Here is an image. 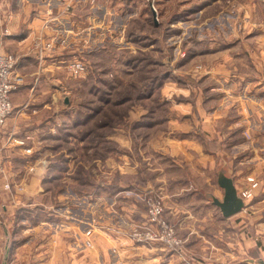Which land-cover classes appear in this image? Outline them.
I'll return each instance as SVG.
<instances>
[{"label":"rangeland","instance_id":"1","mask_svg":"<svg viewBox=\"0 0 264 264\" xmlns=\"http://www.w3.org/2000/svg\"><path fill=\"white\" fill-rule=\"evenodd\" d=\"M100 1L79 0L72 15L61 20L60 26L45 29L54 30V35H44L46 38L55 36L59 46L62 38L70 41L68 50L84 60L86 69L74 77L61 66L56 111H47L48 121L37 122L29 131L22 130L21 133L19 129L17 132L18 137H32L26 141L27 146L33 147L31 155L23 154L12 145L3 150L0 163L6 174L0 170V228L13 231L21 223L20 206L30 205L20 202L22 205L19 206L17 202L25 196L30 163L38 164L37 173L41 170L40 174L31 175L42 180L40 193L44 194L43 203L35 205V200L36 203L27 209L40 217L41 222H50L54 211L60 210L57 194L68 190L61 183L64 177L77 180L73 188L83 194L86 190H95L100 181L107 186L121 182L115 172L118 163L142 169L147 166L149 154L160 167L161 172L155 179L159 184L163 183V187L155 189L152 174L151 183H146L150 177L145 173L134 174L124 182H141V185L137 184L140 188L125 190L135 200L129 208L143 219L145 199L159 196L168 219L166 184L171 177H197L188 169L184 175L178 169L170 171V163H183V146L192 154H197L194 153L198 150L197 145L214 147L216 139L210 137L212 129L208 132L202 128L203 118L216 119L217 111H223L221 130L226 136H223L221 146L225 150H219L215 155L218 168L228 167L231 154L227 153L226 147L233 133L242 135L248 145L251 144L245 134L249 131L244 129L243 123L234 118L228 121L237 113L229 111V103L224 98L228 97L227 84L234 79L239 83H250L252 91L264 90L257 84L259 79L264 81L263 43L258 37L264 34L261 0H103V6ZM58 10L49 12L57 13ZM49 12H43V15ZM73 17L80 24V29L75 31L66 24V21L73 23V19L67 20ZM86 38L89 41L84 43ZM60 52L65 56L62 48ZM239 59L245 73L236 62ZM219 100L222 103L219 104ZM7 127L0 133V147L8 138ZM170 148L178 149L177 154H168ZM9 150L14 153L15 168L12 170H7L3 164ZM199 156L202 154H198L197 160H201ZM192 161H195L194 157ZM159 169L156 168V172ZM5 177L12 183L23 182L24 190L13 193L2 190ZM66 182L71 183L69 179ZM4 193L12 205L8 213L14 218L6 215ZM141 221L134 222L129 228H110L109 234L115 237L113 248L132 245L124 234ZM88 231L91 232L89 236ZM94 233L92 227L82 232L84 247L95 249ZM40 237L42 235L38 240ZM87 239L92 241V246L86 245ZM183 241L185 244L186 240ZM142 246L160 247L157 244ZM181 253L183 255V250ZM175 255L183 260L182 256Z\"/></svg>","mask_w":264,"mask_h":264},{"label":"crops","instance_id":"2","mask_svg":"<svg viewBox=\"0 0 264 264\" xmlns=\"http://www.w3.org/2000/svg\"><path fill=\"white\" fill-rule=\"evenodd\" d=\"M101 1L103 3L100 6H103L105 2ZM259 2L264 4V0ZM58 8V0H0V52L12 53L18 59L14 75L19 84L11 95L16 111L10 117L8 122L10 126L8 125L5 130L8 134L11 131L18 132L19 129L21 133L29 131L37 122L39 124L48 121L47 111H56L54 107H58L56 105L61 84L59 70L62 68L63 52L57 47L55 50L46 51L45 56L40 58L34 48L37 35L41 33L46 36L54 35L53 29L41 28L44 22L43 12H55ZM72 19L73 23L69 24V21H66L69 29L72 31L80 29L75 17L67 20ZM261 22H264V19ZM57 25L60 26L59 24L54 26ZM5 29L9 30L8 34L4 33ZM258 37L263 43L261 46L264 56V34L261 33ZM236 62L245 73V67L242 66L240 59ZM216 69L221 71L220 67ZM226 87L228 97L224 100L229 103V111L237 113L230 116L228 121L231 118L241 121L244 129L252 135L249 145L245 138L236 132L230 136L226 147L229 149L227 153L231 154L227 174L233 177L240 193L250 185L247 178L249 176L259 181V187L253 199L247 201L248 205L242 211L229 217L223 215L212 198L215 196L222 199L224 194L218 184L220 168L215 162L218 151L225 150L221 146L225 139L223 136H226L225 131L221 130L224 122L223 111H217L219 113L214 121L207 118V122L203 118L202 128L208 132L212 129L210 137L216 139L214 147L207 144L197 145L198 150L194 152L197 154H192L183 146V152L181 151L183 163H170L169 170L178 169L183 171L184 175V171L188 169L197 177L195 179L184 176L178 179L171 177L165 191L166 215L176 226L179 236L186 240L183 260L176 258V253L167 255L157 246L145 248L132 244L127 248L118 246L113 248L115 237L109 234L110 228H129L134 222L144 219L137 212L130 210L129 205L135 200L125 191L129 188L133 190L140 188L137 184L141 185V182H136L137 184L124 182L140 172V175L145 173L150 177L146 183H151L152 174L155 189L160 190L163 187V183L159 184L155 179V175L161 172L160 167L156 166L157 163L148 154L147 166L136 169L117 162L115 172L121 182L115 181L112 186H107L104 181H100L95 190L89 189L83 194H78L73 188L77 185V180L64 177L61 183L68 187V190L57 194L60 210L54 211V217L50 222L48 220L41 222L43 220L40 217L27 209L33 202L36 203L35 200L37 201L35 205L43 203L44 194L40 193L43 187L40 183L42 180L28 175L25 180V196L17 202L19 206L22 205L20 202H29L30 205L20 206L21 223L13 231L0 228V263L253 264L252 258L264 257V90L252 91L250 83H239L236 79L230 81ZM220 102L222 103V100H219V104ZM204 135L208 136V133ZM177 151L178 149L173 151L170 148L168 154L174 155ZM198 154H202V157L199 156L201 160H197ZM13 155L14 153L9 150L4 156L3 164L7 170L15 168ZM170 155H168L170 158H174ZM193 157L195 161H192ZM192 163L195 167H191ZM156 168L159 172H156ZM40 173L41 170L35 175ZM67 179L71 183H67ZM3 197L7 205L6 215L8 218L9 216L14 218L13 214L8 213L12 205L6 193ZM90 227L95 231V249L84 247L82 242V232ZM41 235L42 238L38 240ZM42 254L45 256L41 257ZM32 258H35L33 263Z\"/></svg>","mask_w":264,"mask_h":264},{"label":"built area","instance_id":"3","mask_svg":"<svg viewBox=\"0 0 264 264\" xmlns=\"http://www.w3.org/2000/svg\"><path fill=\"white\" fill-rule=\"evenodd\" d=\"M60 8L57 13L49 12L44 16L42 29H50L55 27L54 23L60 24L61 20L72 15V12L77 7L79 0H59ZM92 3L95 0H91ZM4 33H9L8 29L4 30ZM84 43L89 41L88 38L83 40ZM56 37L46 38L43 33L39 34L35 38V52L40 58L45 56L46 51L55 50L58 47L62 48L66 53L62 67L71 76L78 77L86 69V64L80 56L72 54L68 50V42L65 39L60 40V45L56 43ZM74 52V51H73ZM76 52V51H75ZM18 64V59L15 55L9 52H0V133L3 132L4 128L7 127L10 117L14 112V106L12 103V92L18 87L19 81L15 80L14 71ZM64 64V65H63ZM258 86L264 89V81L259 79L257 82ZM248 138H252L249 132H245ZM6 143L0 147V159L2 157V152L7 146L18 147L21 152L25 155H31L33 152L32 146H27L26 141L32 139L30 135H26L24 138L18 137V133L11 131L8 135ZM30 163L28 170L31 172L29 174L38 172V164ZM0 170L4 171L3 166L0 163ZM6 174V173H5ZM248 181L251 183L250 187H246L241 190V194L246 201L253 199L255 196V191L259 187V181L254 177H248ZM2 190L13 193L14 191L20 192L24 190L23 182L12 183L8 177H5L3 182ZM1 195V194H0ZM146 201V212L143 221L136 223L130 232L124 234L125 239H129L134 245H146L150 246L152 244H157L167 253H177L182 255L184 241L176 232V227L172 224L165 216V205L161 198L158 196H149ZM124 233V232H123ZM122 233V235H123ZM91 232H87L89 236ZM87 246H92V241L90 239L86 240Z\"/></svg>","mask_w":264,"mask_h":264},{"label":"water","instance_id":"4","mask_svg":"<svg viewBox=\"0 0 264 264\" xmlns=\"http://www.w3.org/2000/svg\"><path fill=\"white\" fill-rule=\"evenodd\" d=\"M227 172L228 167L225 166L220 168L218 172V184L223 189V198L212 197L213 202L221 209L225 217L239 213L248 205L242 194L238 192L233 177ZM251 262L253 264H264V257L252 258Z\"/></svg>","mask_w":264,"mask_h":264}]
</instances>
